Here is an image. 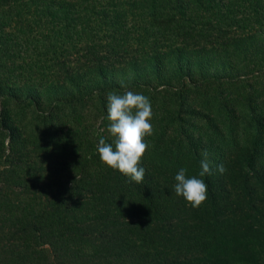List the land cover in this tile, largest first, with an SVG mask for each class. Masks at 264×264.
<instances>
[{"label": "trees", "instance_id": "1", "mask_svg": "<svg viewBox=\"0 0 264 264\" xmlns=\"http://www.w3.org/2000/svg\"><path fill=\"white\" fill-rule=\"evenodd\" d=\"M195 62L223 75L198 79ZM169 63L187 70L175 113L189 81L242 86L221 91L247 106L226 100L198 208L166 164L136 183L97 151L113 140L107 94L173 89ZM95 101V118L60 111ZM179 129L175 167L200 178ZM0 264H264V0H0Z\"/></svg>", "mask_w": 264, "mask_h": 264}, {"label": "rangeland", "instance_id": "2", "mask_svg": "<svg viewBox=\"0 0 264 264\" xmlns=\"http://www.w3.org/2000/svg\"><path fill=\"white\" fill-rule=\"evenodd\" d=\"M191 67L194 71L195 77L198 79H201L202 76L223 75L220 73L222 71L221 68L203 66L196 62ZM164 68L163 74L168 75L167 79H169V81H173V89L164 88L162 92L154 93V95H152L153 99L151 98V95H149L148 91L133 90L134 93L143 94L149 98L153 113L150 120L152 129L155 130L158 136L168 137L167 140H165L166 144L161 140L150 141L148 140V136L144 137V141L148 144V148L145 154L142 156L140 163L144 162L142 167L145 169V176L152 174L149 168L153 164L162 165L164 167L166 164L168 171L172 172L173 174H177L178 170L175 167L174 160L182 157V152L179 153L178 157L177 155H173L168 149V147L173 144H168V142L173 139V136L181 132L179 129L180 124L186 129L184 133L187 136H192V140L194 142V144L189 147L188 154L193 155L194 153H199L202 156V151L207 149L211 166H214L221 153L219 149L221 146H223L222 137H220V135L217 133V128L219 125L222 128L224 127V119L226 118H224L222 115L229 118L230 116H228V110H232L230 107H232L233 111L236 112L237 117L242 115V113L247 110V106H245L243 103L237 104L236 99H226L231 103V106L229 108L227 106L225 107L226 100H224L225 98L223 91L225 89L233 90L234 93L237 94L242 89V86L232 87L230 85L226 87V84L224 85L218 83L217 87L215 81L212 80L203 87L202 85L197 84V82L191 83L189 81L186 88L188 93H186L185 97L182 99V101H184L183 105H185L184 110L182 113L181 111L175 113V109L178 107L177 91L181 89L178 87H181L182 82L185 80V77L182 75L186 73L187 70L182 71L180 67L172 65L170 66V63ZM198 86H200V88L196 89ZM222 89L224 90L221 91ZM44 97H48L46 99H49L48 94H45ZM48 102L49 101H45L44 103L47 104ZM97 103L98 101H95L93 104L91 103L90 107L87 106V104L82 106L80 103L66 104L61 106L60 111H62L67 116H74L77 120H80L82 117V121H84V117L90 116V119L95 118V104ZM162 105L164 106V109L165 107L168 109H166L165 113L160 110ZM23 107H28V105ZM198 111L201 112L199 113ZM24 112L25 109L21 111V113ZM179 118H182L183 122L186 123L179 122L177 123L176 127L175 120H180ZM164 124L169 127L166 128ZM231 127L232 126L230 123L226 124V130Z\"/></svg>", "mask_w": 264, "mask_h": 264}, {"label": "clouds", "instance_id": "3", "mask_svg": "<svg viewBox=\"0 0 264 264\" xmlns=\"http://www.w3.org/2000/svg\"><path fill=\"white\" fill-rule=\"evenodd\" d=\"M123 94L109 92L107 94V119L110 121L107 131L113 138L112 143H106L100 138L97 151L101 161L114 170L141 183L145 169L138 167L148 144L144 137L152 135L150 123L152 113L151 103L143 94L128 90L124 82H120ZM114 146V147H113ZM199 177L186 176V169L181 168L175 175L174 191L182 196L192 207L198 208L207 199V185L202 177L212 174L211 162L207 149L202 151ZM216 171L223 174L226 169L221 163Z\"/></svg>", "mask_w": 264, "mask_h": 264}]
</instances>
